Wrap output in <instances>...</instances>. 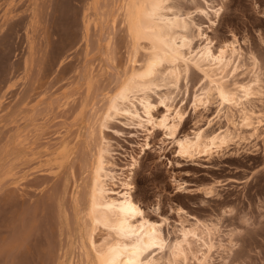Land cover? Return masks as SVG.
Instances as JSON below:
<instances>
[{"label": "rangeland", "instance_id": "1", "mask_svg": "<svg viewBox=\"0 0 264 264\" xmlns=\"http://www.w3.org/2000/svg\"><path fill=\"white\" fill-rule=\"evenodd\" d=\"M174 2L192 13L193 33L200 28L205 36L195 47L207 38L216 47L236 40L237 80H250L251 55L264 79V0ZM124 4L0 0V264H86L92 258L82 213L99 119L130 70L134 42ZM187 79L177 91L162 86L150 93L155 117L166 113L159 97L170 91L174 106L186 111L180 138L225 128L217 100L193 109L202 74L191 68ZM254 105L264 110V96ZM110 124L104 129L108 169L130 181L133 198L151 221L163 223L166 237L177 239L181 222L197 219L214 228V264H264V126L258 140L212 158H181L159 129L148 134L122 116ZM97 234L100 242L109 239Z\"/></svg>", "mask_w": 264, "mask_h": 264}, {"label": "bare ground", "instance_id": "2", "mask_svg": "<svg viewBox=\"0 0 264 264\" xmlns=\"http://www.w3.org/2000/svg\"><path fill=\"white\" fill-rule=\"evenodd\" d=\"M124 1L123 12L128 16V31L134 47H131L130 70L100 117L101 123L98 122L101 124L100 144L91 167L94 177L92 185H88L91 186L89 199H86L89 202L86 201L82 213L92 252L86 264H214V228L197 219L192 223L184 219L179 237L175 240L166 237L163 223L151 221L133 198L130 181L122 179L123 174L117 175L108 169L110 145L104 129L108 124L109 129L114 117L122 116L128 121L127 125L148 134L157 129L163 131L181 158L201 154L212 158L231 145L255 141L262 136L264 110L254 104L256 100H263V69L251 55L252 76L248 82L238 81L237 59L241 58L238 42H224L216 47L207 38L204 44L195 47V39L203 40L205 36L200 28L198 34L193 33L192 13L182 12L174 0ZM213 10L219 17L222 7ZM200 12L208 16L206 11ZM191 68H196L205 81L194 94L193 109L196 111L217 100L227 124L217 131L197 129L180 138L178 132L185 109L174 106L173 92L168 91L159 97L166 113L157 118L153 114L156 106L151 102L150 93L162 86L179 90L182 79L188 80ZM146 147L150 148V144L146 143ZM136 164L135 160L134 166ZM88 166L86 164V170L90 169ZM98 232L99 236L105 232V238L109 239L104 240L102 236L103 241H98L101 240H97Z\"/></svg>", "mask_w": 264, "mask_h": 264}]
</instances>
